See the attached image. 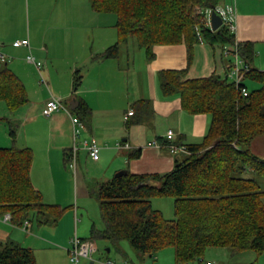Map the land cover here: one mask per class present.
<instances>
[{"label":"trees","instance_id":"trees-1","mask_svg":"<svg viewBox=\"0 0 264 264\" xmlns=\"http://www.w3.org/2000/svg\"><path fill=\"white\" fill-rule=\"evenodd\" d=\"M89 1L94 12L112 14L116 19V42L94 60L117 59L120 47L131 39L148 61L154 58L156 46L183 45L186 68L158 72L161 94L177 95L188 114L210 116L202 141L185 145L187 153L174 158L171 171L126 172L97 186L94 195L104 229L93 228L91 239L113 244L126 241L138 256L152 259L170 247L175 264L201 262L209 249H226L230 256L252 251L259 257L264 252V190L258 181L264 178V160L254 155L250 146L264 135V71L252 66L254 44H238L240 57L249 67L239 86L227 77L231 66L224 76L186 79L196 44H208L221 53L234 45V36L225 26L213 31L203 17L202 11L218 5L219 0ZM226 57L232 63V57ZM81 80L76 71L74 92ZM245 81L258 88L249 90ZM241 88L247 90V96L241 94ZM0 102L10 112L28 102L24 84L6 64L0 70ZM90 111L79 101L76 113L81 121L88 120ZM131 121L127 125L136 120ZM8 135L15 139L11 123ZM160 143L167 144L165 140ZM139 156L140 150H135L128 159ZM32 160L29 148H0V214L8 213L14 225L29 221L50 226L59 221L66 208L44 203L31 181ZM157 197L174 198V219L167 220L153 209L151 199ZM0 264L37 263L30 249L8 241L0 244Z\"/></svg>","mask_w":264,"mask_h":264},{"label":"crops","instance_id":"crops-1","mask_svg":"<svg viewBox=\"0 0 264 264\" xmlns=\"http://www.w3.org/2000/svg\"><path fill=\"white\" fill-rule=\"evenodd\" d=\"M1 3L5 7L7 0ZM229 4L235 6L236 11L234 39L239 43L254 44L255 59L252 66L264 71V0H219L217 6ZM2 5L0 40L7 35L8 30L5 29L11 25V15L1 12ZM85 6L88 11L75 13L77 20L82 15L87 20L81 25L78 22L79 26L72 25L75 17L60 10L51 16L45 31L32 33L29 28L25 30L22 22L18 36L9 40L5 38L13 42L25 38L29 41V48H16L12 45L16 50L7 51L11 54L9 69L24 84L28 102L15 112H10L4 103H0V148H29L33 153L30 172L33 186L41 193L44 203L66 208L59 221L50 226H38L29 221L14 225L11 221H4L0 214V244L13 241L22 248L30 249L34 252L36 263L38 252H41L53 263L68 264L67 249L74 236L81 240H91L93 228L99 231L104 229L99 210L94 209L89 213L83 208L86 204L80 203L88 201L100 183L126 172L139 175L171 171L176 156L152 146V143L161 144L166 132L171 130L175 142L179 141L183 145L198 144L210 123V116L186 113L177 95L163 96L157 85L159 71L186 68L187 56L183 45L156 46L153 50L155 56L150 61L146 60L144 54L142 57L148 69H137V73L142 80L146 78L149 94H133L129 88L130 75L136 71L134 58L131 65L128 53L125 55V65L121 63L120 55L117 59H93L116 42V19L111 18L110 14L93 12L87 3ZM84 25V34H80V28ZM80 35L84 36L83 41L78 39ZM90 37L91 46L87 44ZM28 54L43 63L41 71L46 81L43 84L45 87L36 81V69L25 59ZM230 66V59L219 48L199 43L194 46L186 79L203 78L211 74L224 76ZM76 71L82 80L74 92L72 82ZM51 97L59 98L74 116H77L79 101L86 103L91 110L88 120L81 121L84 126L81 136L96 141L100 147L99 159L92 161L84 151H80L75 174L66 160L72 135L68 114L64 109L50 116L43 113L45 103ZM140 101L146 103L137 108L136 104ZM129 111L132 112L130 116L127 115ZM131 120L136 121L127 125ZM8 123L19 127L15 139L8 135ZM263 142L264 135L256 138L250 146L251 152L262 160L264 150H261L260 144ZM119 143L128 148L118 149L116 145ZM135 150H140V156L128 159L129 153ZM66 194L69 197L68 205L62 199ZM170 253L172 255V252H168V255ZM244 253L230 256L226 250L219 249L212 254H217L222 260L238 257V261L232 264H264V253L259 257L254 252ZM162 257L161 254L154 258L152 264H165L162 263ZM211 257L206 261L203 258L195 264H220L221 261ZM138 258L137 264H148L143 257ZM125 261L133 264L129 258L123 264H127Z\"/></svg>","mask_w":264,"mask_h":264},{"label":"rangeland","instance_id":"rangeland-1","mask_svg":"<svg viewBox=\"0 0 264 264\" xmlns=\"http://www.w3.org/2000/svg\"><path fill=\"white\" fill-rule=\"evenodd\" d=\"M1 2L2 0H0V7L2 5ZM86 3L88 4V6H90L89 0H7V3L5 4L8 6L5 5V7H3L2 5L1 12H5V15L7 14L11 15V25L9 26V29H5V31L8 30L6 33L7 35L2 37L3 40H0V53L4 54L5 56L9 58L11 57V54H8L7 51L16 50V49H13L12 47L13 41H8V40L10 38H13L19 35V33L21 32L22 22L23 24H25V30L29 28L32 33L38 32L39 30L40 32H42V31H45V28L47 27V23H49L51 16L55 15L56 12L61 10L67 14H71L70 17H75L76 16L75 13L83 14L85 11H88L87 10L88 7L86 8L85 6ZM221 6H225V5H221ZM110 16L111 18L115 19L114 15L110 14ZM83 21L85 23L87 22L86 18L85 17L83 18V15H82V18L79 20H77V18L75 17V20L72 23V25L79 26L77 23L80 22V25H81L83 24ZM82 27L83 28H80V34H84L85 25ZM5 38H7L8 40ZM78 39H82L83 41L84 36L80 35ZM87 44L89 46L92 45L91 37H90V41H88ZM127 53L129 54L130 65H131L132 59L134 58L133 61L135 62V66H136V71L134 73L132 72V74L130 75L131 84H130L129 89L132 91L133 94H149L146 78H143L142 80L140 78V74L137 73V69H140L143 71H146L148 69L147 63H144L145 59L144 57H142L144 56V51L138 49L135 41L131 39L128 41V43L120 47L119 55L121 56V63H123L124 65L126 64L125 55ZM8 58L6 59L7 60L6 63H8L7 66L9 68L11 59L10 58L8 59ZM4 67H5V61H3L2 63L0 62V69H3ZM36 81H40L39 76H37ZM157 82H158L157 85L159 86V80H157ZM245 84L247 85L249 90H254L258 88V85L253 82L245 81ZM41 85L44 86L43 84ZM12 125L14 127V130L16 131L19 130L18 126L16 127L14 124ZM260 147H261V150L263 151L264 142L260 144ZM158 149H164L168 152V150L165 147H160ZM178 155H182V153ZM66 160L68 161V159ZM258 182L260 184L261 189L264 190V178H261ZM68 198L69 197L67 194L65 198H62L63 203H65V205H68L69 203ZM80 203L86 204L85 206H83V208L86 209L89 213H91L94 209L99 210L98 201L95 195H93L88 201L86 200L85 202H80ZM151 204H152L153 209L160 211L165 219L167 220L174 219V208H173L174 198H171V197L153 198L151 199ZM61 208H64V207L61 206ZM33 224H35V222H33ZM91 238L92 236L90 237V239ZM91 240L93 242V247H94L93 260L95 261V264L102 263L103 261H107L106 260L107 258H109L108 261H110L113 264H123L124 260L128 258L132 261L133 264H137L136 261L139 262L138 255L131 249L130 245L126 241H122L118 245H115L112 242L105 240V239L93 237V239ZM218 250L216 249L207 250L206 251L207 255L205 254L206 257L204 256L205 261L207 260V258H212L211 256H213L214 259L216 260L218 259V261H221L220 264H232L238 261L237 259L238 257L233 258V259L227 258V259L222 260L221 257L219 258L217 257V254H212L213 252H218ZM168 252H172V255L171 253L168 255ZM219 252H222V251H219ZM248 252L252 254V251H246L244 254ZM161 254L163 256L162 263L165 262V264H175L174 250L172 248L168 247V248L162 249L161 251L157 253L155 258H158L159 255L161 256ZM239 256L241 257V255ZM37 257H38L37 264H57L58 263V262L55 263V261L53 263V261H50L49 258H45L44 253L41 254V252H38ZM143 260L147 261L148 264L154 263V259L149 258L147 255L143 257ZM125 262L127 264H130L129 261H125Z\"/></svg>","mask_w":264,"mask_h":264},{"label":"built area","instance_id":"built-area-1","mask_svg":"<svg viewBox=\"0 0 264 264\" xmlns=\"http://www.w3.org/2000/svg\"><path fill=\"white\" fill-rule=\"evenodd\" d=\"M235 6L233 5H225V6H213L207 7L202 11L203 17L205 19L206 25L211 29V17L212 14L217 15L221 19V26H225L231 34H234V19H235ZM238 44L235 40L234 45L231 48H225L223 54L225 56L229 55L232 57L231 68L227 74V77L232 81L236 86H239L243 82V78L246 72L249 70V67L244 63L243 59L240 57L238 52ZM13 47H26L29 48L28 39L17 40L12 43ZM7 56L0 53V62L6 61ZM26 61L28 63H32L40 77V82L42 84H46L45 79L41 74V70L43 67V63L40 61H36L31 54L26 56ZM241 94L243 96H247V90L245 88L240 89ZM64 109L68 114L72 127V135H71V147L67 151V159L69 168H71L72 172L75 174L77 170L78 156L80 151H84L87 156L92 161H97L99 159L100 147L96 143V141L92 138H83L81 136V131L84 130V126L79 119V117L72 115L68 109H66L61 100L57 97H51L44 106V115L50 116L55 112H59ZM128 116L132 115V112L129 111ZM174 139V133L171 130H168L165 134V141L167 144H157V142H153L152 146L156 148L165 147L168 152L172 156H177L178 154H186L187 148L185 145L176 144ZM118 149L128 148L127 145H122L121 143L116 145ZM4 221H11V217L9 214H4ZM27 222L25 221V224ZM94 247L93 243L90 240H81L78 237L74 236L70 240L69 248L67 249L68 254V264H81L82 262H86L88 260H92ZM107 264H113L110 261H106ZM205 264H214L211 262H206Z\"/></svg>","mask_w":264,"mask_h":264},{"label":"water","instance_id":"water-1","mask_svg":"<svg viewBox=\"0 0 264 264\" xmlns=\"http://www.w3.org/2000/svg\"><path fill=\"white\" fill-rule=\"evenodd\" d=\"M221 19L217 16V15H215V14H212V17H211V29L213 30V31H216L217 29H219L220 28V26H221ZM76 103V102H75ZM123 174V173H122ZM121 175V174H120ZM84 264H94V262H93V260H88V261H86Z\"/></svg>","mask_w":264,"mask_h":264}]
</instances>
